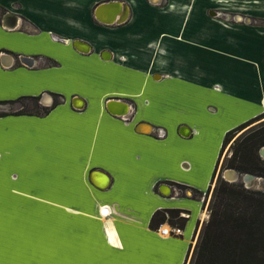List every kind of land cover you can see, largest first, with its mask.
I'll use <instances>...</instances> for the list:
<instances>
[{"label":"crops","instance_id":"0c3cea01","mask_svg":"<svg viewBox=\"0 0 264 264\" xmlns=\"http://www.w3.org/2000/svg\"><path fill=\"white\" fill-rule=\"evenodd\" d=\"M115 1L0 0V101L52 94L0 113V264H187L225 132L264 112V24L215 10L264 0Z\"/></svg>","mask_w":264,"mask_h":264},{"label":"trees","instance_id":"16d2710c","mask_svg":"<svg viewBox=\"0 0 264 264\" xmlns=\"http://www.w3.org/2000/svg\"><path fill=\"white\" fill-rule=\"evenodd\" d=\"M27 98L33 100L39 111L0 110V113H45L49 109L48 105L39 102L38 96H22L17 100ZM5 102L8 101H0ZM263 116L264 112H261L225 132L220 154L233 139L231 154L226 161L228 167L264 177V157L259 153V147L264 145V119L249 125ZM240 129L243 131L235 137ZM208 211L189 264H264V189L247 187L242 180L229 181L223 176L217 177ZM165 220L173 225H182L185 216L177 207L157 209L151 216L150 225L155 226Z\"/></svg>","mask_w":264,"mask_h":264},{"label":"rangeland","instance_id":"374dc122","mask_svg":"<svg viewBox=\"0 0 264 264\" xmlns=\"http://www.w3.org/2000/svg\"><path fill=\"white\" fill-rule=\"evenodd\" d=\"M261 23H263L264 24V22L263 21H261ZM22 104H24V106H21ZM44 105V104H43ZM25 110V111H39L37 108H36V106H35V104H34V102H33V100H31V99H21V100H17V101H15V102H12V103H7V104H5V105H0V110ZM262 119H264V116L262 117V118H260V119H257V120H255V121H253L252 123H250L249 125H251V124H254V123H256V122H259L260 120H262ZM246 128V127H245ZM245 128H243V129H245ZM243 129H240V130H238L236 133H235V137L239 134V133H241L242 131H243ZM234 137V138H235ZM233 139L231 138V140L227 143V145H225V147L223 148V150H222V152H221V154H220V158H219V163H218V166H217V169H216V174H215V180L212 182L213 183V185L206 191V192H202V193H200V195L199 196H201V195H203L204 193H205V198L203 199V201H204V204H205V208H206V210L208 211V204H209V202H210V198H211V196H212V189H213V186H214V184H215V181H216V178L217 177H221V176H223V172H224V170L226 169V168H228V166L226 165V161H227V158L230 156V154H231V148H230V143H231V141H232ZM261 147V146H260ZM260 147H259V153H260V155L262 156V157H264V153H261V151H260ZM241 173V172H240ZM263 177V176H262ZM237 180H242V178H241V175H239V177L237 178ZM245 184V183H244ZM178 186V185H177ZM252 188H256L255 186H251ZM258 188H260V187H258ZM260 189H262V188H260ZM208 214H209V211H208ZM179 226V225H178ZM192 253V252H191ZM190 257H191V255H190ZM190 257H189V260H188V263L187 264H189V262H190Z\"/></svg>","mask_w":264,"mask_h":264},{"label":"water","instance_id":"95a60500","mask_svg":"<svg viewBox=\"0 0 264 264\" xmlns=\"http://www.w3.org/2000/svg\"><path fill=\"white\" fill-rule=\"evenodd\" d=\"M109 3H110V4H112V3H114V4H115V3H116V4H120V2L115 1V0H112V2H109ZM122 7H123V12H122V14H119V16H118V18H117L116 21H122L123 19H125V18H123V13L125 12V11H124V9H125V8H124L125 5L122 4ZM239 16H241V15H240L239 13H236V17H239ZM246 18H247V17H246ZM112 21H113V20H112ZM109 22H111V21H109ZM31 58H32L31 56H24V55H22V56L20 57V59H21L24 63H28V62H25V61H29ZM46 94L52 96V94H51L50 92H48V91H44V92L41 93V95H40V97H39V101H40L42 104H44V105H48V104H50V103H44L43 100H42L43 97H44ZM118 101H119V100L109 99L108 102H107V107L109 108V105H111V104H116ZM5 104H7V103H0V105H5ZM119 104H120L121 106H123V107H125V106L127 105L126 102H121V103H119ZM109 109H110V108H109ZM127 109H128V108H127ZM124 112H125V111H124ZM260 151H261V153H264V145L261 146ZM225 172L229 173V176H228V177L226 176ZM223 173H224V174H223V177H225V178H226L227 180H229V181L237 180V178L239 177V175H241L242 181L245 183V186H247V187H249V186H255L256 188L260 187V188L264 189V177H262V176L254 175V174H252V173H248V172H246V173H240V172H238L236 169H234V168H232V167H228V168H226V169L224 170ZM104 210H105V209H104Z\"/></svg>","mask_w":264,"mask_h":264},{"label":"flooded vegetation","instance_id":"af4514ba","mask_svg":"<svg viewBox=\"0 0 264 264\" xmlns=\"http://www.w3.org/2000/svg\"><path fill=\"white\" fill-rule=\"evenodd\" d=\"M215 10L217 12H221L224 15L226 14L225 16L230 17L232 20H238L237 17H236V13H239L240 15L243 16V18L240 17L239 20H243L244 22H248V23H252V24H259V23H261V21L264 22V19H262V18L255 17V16H252V15H249V14H245V13H241V12H226L224 10L217 9V8Z\"/></svg>","mask_w":264,"mask_h":264},{"label":"built area","instance_id":"2783aa9c","mask_svg":"<svg viewBox=\"0 0 264 264\" xmlns=\"http://www.w3.org/2000/svg\"><path fill=\"white\" fill-rule=\"evenodd\" d=\"M55 38H57V37H55ZM164 134H165V132L161 128H158V130L156 131V135H158V136H163ZM170 186L176 192H182L184 190L183 188L176 186L175 184H170ZM201 198H202V200L205 198V193L203 195H201ZM180 231H181V228L178 225H170L169 227L162 228V232H167L170 234L171 233H179Z\"/></svg>","mask_w":264,"mask_h":264},{"label":"bare ground","instance_id":"6f19581e","mask_svg":"<svg viewBox=\"0 0 264 264\" xmlns=\"http://www.w3.org/2000/svg\"><path fill=\"white\" fill-rule=\"evenodd\" d=\"M154 1V0H153ZM155 1H157V0H155ZM154 1V2H155ZM240 17H242V16H239V17H237V19H240ZM243 18V17H242ZM32 61H34V59L33 58H31L29 61H25V62H28L29 64L30 63H32ZM43 102L44 103H51V101H52V96L51 95H48V94H46L44 97H43ZM114 110V109H113ZM149 129H151V127H148ZM147 128V129H148ZM225 174H226V176L228 177L229 176V173H227V172H225ZM166 188H168L167 186H166ZM169 189V188H168ZM167 233V232H166Z\"/></svg>","mask_w":264,"mask_h":264}]
</instances>
